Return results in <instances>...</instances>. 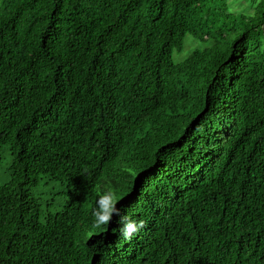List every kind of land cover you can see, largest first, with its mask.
<instances>
[{
	"label": "trees",
	"instance_id": "trees-1",
	"mask_svg": "<svg viewBox=\"0 0 264 264\" xmlns=\"http://www.w3.org/2000/svg\"><path fill=\"white\" fill-rule=\"evenodd\" d=\"M263 41L264 0H0V264H264Z\"/></svg>",
	"mask_w": 264,
	"mask_h": 264
},
{
	"label": "rangeland",
	"instance_id": "rangeland-1",
	"mask_svg": "<svg viewBox=\"0 0 264 264\" xmlns=\"http://www.w3.org/2000/svg\"><path fill=\"white\" fill-rule=\"evenodd\" d=\"M231 10L235 13H252L255 9L258 0H226ZM210 42H201L200 40L194 38L192 35L187 34L185 36V44L181 51H175L174 59L175 61H181L185 59L194 49L204 48L209 46ZM264 46V41H263ZM12 161V156L10 152L4 148L0 152V183H6L9 180L10 172L9 167ZM45 186H40L35 189V194H43L45 201L53 200L55 202V207L53 210H57L64 206L65 201L63 200L61 193L62 187L53 182L49 181Z\"/></svg>",
	"mask_w": 264,
	"mask_h": 264
},
{
	"label": "clouds",
	"instance_id": "clouds-1",
	"mask_svg": "<svg viewBox=\"0 0 264 264\" xmlns=\"http://www.w3.org/2000/svg\"><path fill=\"white\" fill-rule=\"evenodd\" d=\"M118 200L115 197V194L112 192H104L99 195L96 201V206L93 210L94 223L96 226H103L110 223L113 216L119 217L120 234L124 238H131L139 229L142 227V224L121 216L120 210L117 207Z\"/></svg>",
	"mask_w": 264,
	"mask_h": 264
}]
</instances>
